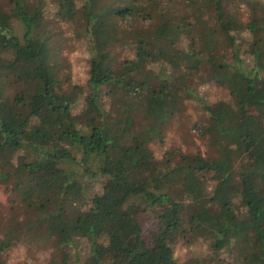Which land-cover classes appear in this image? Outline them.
Instances as JSON below:
<instances>
[{"label":"trees","instance_id":"16d2710c","mask_svg":"<svg viewBox=\"0 0 264 264\" xmlns=\"http://www.w3.org/2000/svg\"><path fill=\"white\" fill-rule=\"evenodd\" d=\"M163 2L0 0V264L51 241L64 264H264V0ZM67 32L77 78L60 77ZM110 47L125 57L103 66ZM202 72L229 96L197 98ZM197 103L214 166L156 154ZM180 237L209 253L178 262Z\"/></svg>","mask_w":264,"mask_h":264},{"label":"rangeland","instance_id":"374dc122","mask_svg":"<svg viewBox=\"0 0 264 264\" xmlns=\"http://www.w3.org/2000/svg\"><path fill=\"white\" fill-rule=\"evenodd\" d=\"M168 0H164L163 3H168ZM174 7L179 6L178 0H169ZM246 0H234L235 3H240L241 6H244ZM176 9L179 12H183L182 9ZM210 14V13H209ZM212 15V14H210ZM179 30L188 31L189 27L187 24L186 17L183 18L180 24ZM68 33V37L62 41V48L60 49V56L64 58V64L60 69V77L64 78L67 74L70 77L80 76L84 73V57L85 55L84 48L76 40H73L74 37L72 33ZM229 52L221 51L220 55H225ZM125 57L123 51L119 48H107L100 52V62L103 66H115ZM225 58V56H223ZM63 82H66L65 79ZM191 88L193 89L194 95L197 98L203 100L215 101L221 97H228V91L217 85L215 82L210 79L205 73H199L197 76L193 77L190 81ZM66 83L61 87V91L65 90ZM192 100V96H189ZM190 102V100H189ZM197 105H189L187 112L189 114L188 121L178 129L173 131H168L166 138L162 142H155L151 144L152 149L156 154H162L168 147L178 148L182 147L187 152H194L200 154L204 158L205 164L214 166L216 163V154L210 149L208 144L205 142V139L200 136V133L197 128L193 125L197 121L199 107ZM208 174L206 170L197 171L196 175L203 182L208 185V188L212 185L211 179H208ZM0 202L7 204V198L9 195L5 191L4 187L0 185ZM98 188L97 185L95 187ZM22 191H19V193ZM26 204V203H25ZM27 205V204H26ZM152 216V214L150 213ZM140 222L144 229L149 228L153 218L149 214H143L140 218ZM32 250L29 252L25 244H18L16 247H12L5 252L4 258L7 264H64V254L58 245L51 241L43 245L42 249H38L35 246H31ZM174 255L178 262H184L191 258L197 256H205L209 253L207 248V243L204 240L198 239L192 243H188L183 240L181 237L174 243Z\"/></svg>","mask_w":264,"mask_h":264}]
</instances>
